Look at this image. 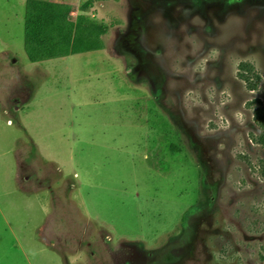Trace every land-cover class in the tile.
<instances>
[{
	"label": "rangeland",
	"instance_id": "1",
	"mask_svg": "<svg viewBox=\"0 0 264 264\" xmlns=\"http://www.w3.org/2000/svg\"><path fill=\"white\" fill-rule=\"evenodd\" d=\"M26 1L0 0V264H264V0H44L107 33L38 63Z\"/></svg>",
	"mask_w": 264,
	"mask_h": 264
},
{
	"label": "trees",
	"instance_id": "2",
	"mask_svg": "<svg viewBox=\"0 0 264 264\" xmlns=\"http://www.w3.org/2000/svg\"><path fill=\"white\" fill-rule=\"evenodd\" d=\"M71 6L44 0H27L24 19V52L31 63L104 49V25L69 19ZM264 144V118L261 121Z\"/></svg>",
	"mask_w": 264,
	"mask_h": 264
},
{
	"label": "crops",
	"instance_id": "3",
	"mask_svg": "<svg viewBox=\"0 0 264 264\" xmlns=\"http://www.w3.org/2000/svg\"><path fill=\"white\" fill-rule=\"evenodd\" d=\"M5 53H7V52H5ZM15 62H16L15 60L11 59L10 64L15 65ZM13 65H11V66L14 67ZM8 66H9V64H8ZM16 162L18 165L17 160H16ZM18 170H19V165H18L17 170H16L15 175H14L17 183H18ZM24 180H25L24 182L29 181L28 177H26ZM18 185H19V183H18ZM50 188L51 187H48L49 190H50ZM42 189H44V188H42ZM21 191L24 193V195L30 194V193H28L27 190L26 191L21 190ZM34 193H36V192H34ZM50 193L52 194L53 192L50 191ZM5 225L11 233L12 226H11V223L9 222V220L6 219ZM91 225L92 224L88 222V219H84L83 221L80 222V224L77 227H79L80 229H85V231L87 229L90 232V229L88 228V226L90 227ZM70 226H71V229H70ZM92 226H95L97 229H99L98 232L100 233V227H97L96 225H92ZM92 226L90 228H92ZM56 227H57V224H56V226L55 225L50 226L49 221H47V222L42 221L37 226V229H36L37 236H38L39 240L41 241V243L44 244V242H45L44 245H46L47 248H53L55 243H61V242L64 244L76 243L78 245L86 244L87 246H91L92 241L89 239H87V240L84 239L85 231L82 233V237L76 241L75 232L69 231V230H73L72 229L73 227H76V225L74 226L73 223H71V225H70V223L66 222V223H62L60 226L58 225V228L62 229V231L58 230V228L56 229ZM89 232H88V234H89ZM45 238H46V240H45ZM109 238L111 240L110 235H109ZM21 251H22L23 255L26 256V254L24 253V250L21 249Z\"/></svg>",
	"mask_w": 264,
	"mask_h": 264
}]
</instances>
